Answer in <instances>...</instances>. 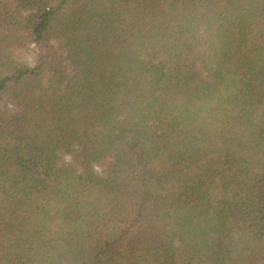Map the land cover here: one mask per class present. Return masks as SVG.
<instances>
[{
    "label": "trees",
    "instance_id": "1",
    "mask_svg": "<svg viewBox=\"0 0 264 264\" xmlns=\"http://www.w3.org/2000/svg\"><path fill=\"white\" fill-rule=\"evenodd\" d=\"M0 264H264V0H0Z\"/></svg>",
    "mask_w": 264,
    "mask_h": 264
},
{
    "label": "rangeland",
    "instance_id": "2",
    "mask_svg": "<svg viewBox=\"0 0 264 264\" xmlns=\"http://www.w3.org/2000/svg\"><path fill=\"white\" fill-rule=\"evenodd\" d=\"M37 48L36 47H32L30 50L25 51L23 54V59L31 66H35L36 62H37ZM3 107L6 110H12L13 106L11 103H9L8 101H5L3 103ZM98 172H101V168H97Z\"/></svg>",
    "mask_w": 264,
    "mask_h": 264
}]
</instances>
